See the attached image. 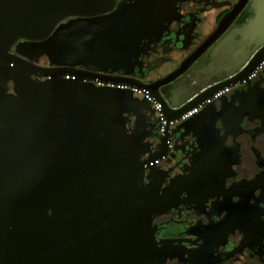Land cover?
I'll return each mask as SVG.
<instances>
[{
	"label": "water",
	"instance_id": "water-1",
	"mask_svg": "<svg viewBox=\"0 0 264 264\" xmlns=\"http://www.w3.org/2000/svg\"><path fill=\"white\" fill-rule=\"evenodd\" d=\"M246 1L239 0L220 18L209 42L226 31ZM115 3L0 0V58L11 68L15 90L0 101V264H162L170 250L157 246L152 220L173 196L159 195L158 185L145 186L143 178L150 162L169 151L157 146L142 158L140 141L126 134V115L140 108L132 93L153 106L166 132L164 142L170 130L191 126L202 106V116L214 112L216 99L264 67V0L255 1L254 16L222 36L200 74L186 72L195 56L151 83L105 79L118 87L100 89L82 82L73 67L24 64L8 53L18 38L27 40L19 52L31 58L30 52L47 49L66 57L92 53L95 41L81 45L75 19L61 21L77 16L90 22ZM110 13L114 20L144 16L150 21L153 0H120ZM108 43L100 51L116 50ZM31 74L45 78L35 80ZM175 78L169 96L163 95L159 88ZM217 146V156L214 147L208 153L207 191L222 187L224 170L231 167V154L223 159L225 146Z\"/></svg>",
	"mask_w": 264,
	"mask_h": 264
},
{
	"label": "flooded vegetation",
	"instance_id": "flooded-vegetation-1",
	"mask_svg": "<svg viewBox=\"0 0 264 264\" xmlns=\"http://www.w3.org/2000/svg\"><path fill=\"white\" fill-rule=\"evenodd\" d=\"M115 1L111 10L97 14L90 22L77 20V16L61 21L75 19L74 30L79 32L81 45L95 41L92 53L83 50L66 57L47 49L41 54L30 52L35 57L31 58L28 52H19L26 49L24 38L16 39L8 53L24 64L32 61L39 66L73 67L82 82L100 89L118 87L104 83L105 79L151 83L195 56L186 72L200 74L222 36L255 15L256 0H247L226 31L212 42L209 39L217 35L220 18L235 9L239 0H153L150 21L144 16L140 21L130 16L123 20L108 17L120 0ZM146 24L151 25L149 30H145ZM106 41L116 50L100 51ZM6 61L0 58V101L15 93ZM178 78L161 86L160 92L169 96ZM250 79L232 86L221 100L216 99L214 112L202 116V106L192 115L191 126L170 130L164 142L166 132H161L153 106L143 95L132 93L140 108L126 115V134L140 141L145 152L142 158L157 146L169 151L168 156L150 162L143 178L145 186L158 185L159 195L168 192L173 196L169 207L152 220L157 246L170 250L162 264H264V67ZM199 117L200 125H192ZM221 142L226 156L222 158L228 160L230 153L231 167L224 170L227 175L222 187L207 191L206 169L212 161L208 153L214 147L217 156ZM180 181L183 185L178 184Z\"/></svg>",
	"mask_w": 264,
	"mask_h": 264
}]
</instances>
